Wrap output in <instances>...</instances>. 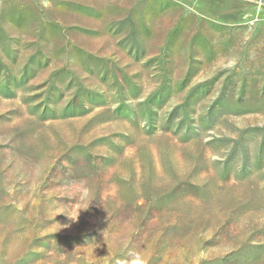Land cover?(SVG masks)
I'll list each match as a JSON object with an SVG mask.
<instances>
[{"label": "rangeland", "instance_id": "374dc122", "mask_svg": "<svg viewBox=\"0 0 264 264\" xmlns=\"http://www.w3.org/2000/svg\"><path fill=\"white\" fill-rule=\"evenodd\" d=\"M10 1L0 264H264V6Z\"/></svg>", "mask_w": 264, "mask_h": 264}, {"label": "crops", "instance_id": "0c3cea01", "mask_svg": "<svg viewBox=\"0 0 264 264\" xmlns=\"http://www.w3.org/2000/svg\"><path fill=\"white\" fill-rule=\"evenodd\" d=\"M239 1L249 2V3L257 6L259 9H260V7L264 6V0H239ZM15 2H17V1L0 0V5L3 6V5H5V3H15ZM23 4L36 6L35 0L34 1H29V2H26V3H23Z\"/></svg>", "mask_w": 264, "mask_h": 264}, {"label": "built area", "instance_id": "2783aa9c", "mask_svg": "<svg viewBox=\"0 0 264 264\" xmlns=\"http://www.w3.org/2000/svg\"><path fill=\"white\" fill-rule=\"evenodd\" d=\"M25 1H28V0H25Z\"/></svg>", "mask_w": 264, "mask_h": 264}]
</instances>
